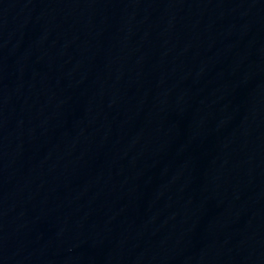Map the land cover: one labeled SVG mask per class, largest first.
Wrapping results in <instances>:
<instances>
[{
  "label": "water",
  "instance_id": "water-1",
  "mask_svg": "<svg viewBox=\"0 0 264 264\" xmlns=\"http://www.w3.org/2000/svg\"><path fill=\"white\" fill-rule=\"evenodd\" d=\"M0 264H264V0H0Z\"/></svg>",
  "mask_w": 264,
  "mask_h": 264
}]
</instances>
